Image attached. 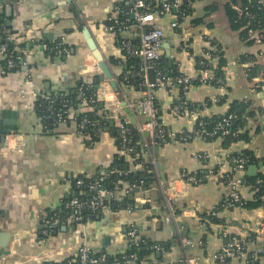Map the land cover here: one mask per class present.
I'll return each mask as SVG.
<instances>
[{"label":"crops","instance_id":"1","mask_svg":"<svg viewBox=\"0 0 264 264\" xmlns=\"http://www.w3.org/2000/svg\"><path fill=\"white\" fill-rule=\"evenodd\" d=\"M227 1L191 0L192 11L179 21L180 28H171L175 12L157 22L166 32L163 55L192 80L185 92L179 86L154 91L162 124L170 135L168 141L158 143L149 132L145 136L147 131H141L147 117L134 105L146 97L145 89L122 81V77L129 81L139 72L122 47L123 40L139 42L138 30L132 26L115 32L107 24L120 17L116 7L123 0H72L73 8L66 0H0L6 27L26 44V50H36L18 71L0 70V114L3 110L17 112V130L8 137L14 135V141L25 144L16 150H0V264H59L74 257L84 243L115 260L129 251V233L133 230L134 241L149 246L151 252L141 262L130 264H187L188 257L196 264H246L248 253L256 250L260 264H264V206L222 208L229 194L224 177L234 173L230 155L251 150L258 158V164H250L238 175L242 181L264 173V93L256 86L264 70L259 67L252 78V71H248L250 66L264 63V43L249 44L231 29L223 9ZM213 5L218 9L208 12ZM8 6L13 8L10 16ZM85 26L111 65L114 81L101 80L98 62L83 34ZM182 27L187 33L184 37ZM57 39L68 46V53L62 49L52 57L47 46ZM213 52L222 56L214 58ZM201 57L210 59L213 67L223 72L221 86L198 83L206 72L199 65ZM84 84L100 86L97 97L109 112L112 127L125 133L133 126L139 136L142 134V151L155 163L158 179L133 192H127L129 182H123L109 210L76 221L66 203L87 192L75 186V178L107 171L115 166L117 154L124 156L127 171L143 168L132 155L119 151L116 138L108 131L100 134L97 142L88 143L76 122L77 114L85 110L83 103L71 110L67 120L50 129L42 124L37 103L56 92L75 94ZM181 98L192 109L176 114L173 108ZM235 100L248 102L249 111H253L246 118L248 141L226 147L222 138L209 140L195 135L200 118L225 115ZM125 102L130 113L125 111ZM180 133L191 137L182 139ZM171 134L176 137L171 138ZM192 174L204 178L197 183L183 179ZM241 194L246 200L254 196L245 185ZM213 210H219L220 223L204 218ZM231 237L248 239L247 255L220 261L218 254ZM183 238L191 239L193 245H185ZM171 240L169 256L158 244Z\"/></svg>","mask_w":264,"mask_h":264},{"label":"trees","instance_id":"2","mask_svg":"<svg viewBox=\"0 0 264 264\" xmlns=\"http://www.w3.org/2000/svg\"><path fill=\"white\" fill-rule=\"evenodd\" d=\"M151 3V6H156L157 0H147ZM190 1L191 0H187ZM124 2V1H123ZM123 2L120 3V5L123 4ZM192 8V7H191ZM188 9V13H191L192 9ZM217 5L210 6L207 8L208 12L217 10ZM223 9L225 12V15L228 19L229 25L232 30L237 31L240 34V37L248 42L249 44H253L256 42L257 39H261L262 43H264V0H229L223 5ZM119 21H122V18L120 17ZM108 26L113 27L115 32H119L118 26L113 22L109 21L107 22ZM13 35H16L14 31H12L10 28H7L4 22V14L1 10L0 12V42H4L7 48V53L9 57H13L17 62V66L14 68L8 69V72H15L22 68L21 63L18 61V56L21 55L22 60H25V57L20 49L26 48V44H22L19 42L14 41L12 38ZM10 36V40H7V37ZM136 43V42H134ZM48 53L53 57L56 56L58 52H60L65 47H68L67 45L63 44L62 39H57L53 42L48 43ZM212 56L215 57H221L220 52H213ZM210 59H207L205 57L198 58L199 65L201 69L204 70H214V76L216 78L215 81H211L209 84L215 85V86H221L222 81L224 83V76L223 72L213 67V64L210 62ZM221 66L224 65L223 60H221ZM203 63V64H201ZM130 64L134 66L135 70L137 72L140 70L141 64L139 62L138 58H130ZM1 67H7V59H2L0 61ZM220 66V67H221ZM223 67V66H222ZM260 67V68H259ZM160 68L163 71L164 75L169 78H175L179 76L181 73L177 68V65L172 62L171 59L167 58L166 56H162L161 62H160ZM261 69L264 70V63L262 66H250L248 68V71H252L250 73V77H254V75L257 73L255 70ZM264 73V71H263ZM262 76V75H261ZM254 79V78H253ZM221 80V83L218 82ZM122 81H126L128 84H135L137 86H140L143 79L140 76H134L133 78L129 77V81L124 77H122ZM198 83L200 81L198 80ZM257 84V83H256ZM141 87V86H140ZM183 85L180 86V89L182 92H185L183 90ZM141 89H145V87H141ZM80 96L82 98H80ZM45 101L39 102L36 104V112L38 117L40 118L42 124L46 126V129H50L53 124L58 123L62 120H67L69 113L73 109H77L78 105L83 103L85 110L84 112H80L77 114L76 122L78 124L79 131L87 138L88 143H94L97 142L100 138L99 130L102 129V131H108L110 132L117 141V145L119 148V151H122L126 145V147H132L133 151L130 153L137 162H140L143 164V168L136 172H130L125 169L127 162L124 158V156L117 154L115 166L109 168L107 170V175L105 176V179L102 183L103 187L109 188L113 190L114 194L121 188L123 182H129L128 184H138L143 185L145 187L151 186L154 182L157 181V174L154 164L151 162V159L148 157H145L144 151H142V147L140 145V136L137 130L133 128V126L127 127L125 133L122 131L121 128L112 127L110 125V122L107 119V115L109 112H106L105 109L101 106V102L97 101V91L95 88V85H87L84 84L80 87V91L76 90L75 94L72 93H65V92H56L52 93L51 95L44 97ZM94 101V102H93ZM180 102H186L188 109H192V105L185 99L181 98L179 100ZM157 106L158 103L156 102ZM159 107V106H158ZM250 105L246 101H239L235 100L231 103L229 111L216 119H207V118H200L197 121L196 124V130H201L202 135L204 138H207L209 140H213L216 138H222L224 141V144L226 147L230 146L231 144L238 142L240 140L248 141L250 137L248 136V133L245 131V124H246V118L248 116L253 115V111H249ZM77 112V111H76ZM261 113H264V109L261 111ZM59 115L61 117H59ZM230 118V125L228 126V134L223 135L221 132H215V129L217 125L222 122L224 119ZM160 122H162L160 120ZM203 122V125H200V123ZM84 126L82 128L81 126ZM162 127L165 129V140H169V135L167 132L166 127L162 125ZM207 133H215L214 135H207ZM164 140L158 139V143H162ZM232 156L243 158L246 160L245 169L250 164H258V158L255 156L254 152L251 150H244L240 153L232 154ZM102 176V173H99L93 177H86V176H80L75 178L74 183L76 186V181L78 179H83L87 182H94L96 180H99V178ZM194 176L198 182L202 181L204 177L202 175H190ZM226 176L224 177V181L226 183ZM243 186H248L251 188V190L254 192V196L250 200H246L243 198L241 205L240 203H232L231 199L226 198V200L223 203L222 208H225L228 204H232L230 207L233 208L234 206H240L247 209H255L258 207L264 206V173H259L257 176L254 177H244V180L242 181ZM83 191H87L86 195L78 196L80 199H87L91 196V192L87 190V188H83ZM106 202L112 204V198H108ZM229 208V206H227ZM219 211V210H218ZM94 211H86L84 213L83 217H87L90 213H93ZM204 218L207 219V221H210L211 223L217 224L221 221L217 217V215L212 214H205ZM233 238V237H231ZM236 238V237H234ZM237 241L240 242V244L244 247V250L247 251V245H248V239H240L236 238ZM173 241H167L159 243L158 246L165 251H170L171 244ZM130 252L135 253L137 256L138 263L141 262L144 258H146L151 250L149 249V246H144L143 243L139 241H132L131 242V250ZM253 252L248 253V264H260V254L257 256H251ZM116 258L120 259L121 254L118 255ZM109 263H112L114 261V258L108 257ZM59 264H67V261Z\"/></svg>","mask_w":264,"mask_h":264},{"label":"built area","instance_id":"3","mask_svg":"<svg viewBox=\"0 0 264 264\" xmlns=\"http://www.w3.org/2000/svg\"><path fill=\"white\" fill-rule=\"evenodd\" d=\"M13 2L14 0H7ZM122 5L116 7V11L120 13L122 21L118 19H110L113 21L119 28V31L127 30L129 27L135 26L138 30L137 39L139 42L137 44L132 43L130 40H123V49L125 55L129 58H138L141 60V67L137 74L140 76L143 81L140 84L141 87H145L146 97L138 100L134 105L140 107L147 117V122L141 131L149 132L152 139L157 142L158 139L165 140V129L162 127V122H160V109L156 104L154 91L160 88L171 89L173 87L183 85V90L185 91L191 85V79L186 74L180 72L181 74L175 78L166 77L163 71L160 68V62L164 54V38L166 36L165 29L157 24L159 18L165 16L168 13L175 12V20L171 22V28H180V20H185L189 17L188 9L191 8V2L187 0H157L156 6H151V3L147 0H123ZM1 12V9H0ZM109 28V27H108ZM181 36H186V30L182 27ZM15 43L19 42V39L15 35L12 36ZM10 40V36L7 37V40ZM256 42L262 43L261 39H257ZM64 53H68L67 49H63ZM25 57V60H22L21 55L18 56V61L21 63V66L25 65L26 58L31 57L33 53L36 54V50H26V48L20 49ZM0 58L7 59V67H1L0 70L3 73H7L8 69L14 68L17 66L18 62L13 58L9 57L7 53V48L4 42H0ZM262 58V57H261ZM203 64V63H201ZM154 70L155 72V81L154 83L149 82L148 71ZM207 72V73H206ZM205 74L202 75L198 80L200 83L209 84L211 81H215L214 70H206ZM218 82L221 83V80ZM257 88L260 92L264 93V73L260 77L259 81H256ZM223 84V81H222ZM97 101H99L97 99ZM94 102V101H93ZM188 110L186 102H180L173 108V112L176 114H184ZM59 117H61L59 115ZM262 119L264 121V113L262 114ZM204 123L201 122L200 125ZM230 125V118L224 119L220 122L215 132H221L223 135L228 134V126ZM84 128V126H81ZM145 127V129H144ZM102 129L99 130V134H102ZM215 134V133H214ZM213 133H207V135H214ZM169 135V134H168ZM172 137H176V134H171ZM195 135L204 137L201 130H196ZM9 136V135H8ZM6 137L5 142L1 145L0 150L4 151L5 149H14L18 147L23 148L22 146L14 141L16 139L13 136ZM16 136V135H15ZM182 139L190 138V134L180 133L179 135ZM170 137V135H169ZM122 150L124 154H130L133 151L132 147H126ZM229 160L234 164V173L226 175V184L229 186L228 197L231 199L232 203H240L243 200L241 194V188L243 183L241 177L238 175L244 171L246 160L243 158L235 157L230 155ZM155 164V163H154ZM156 166V165H155ZM107 175V171L102 172V176L99 180L94 182H87L83 179H78L76 181V187L80 190L87 188L92 194L87 199H80L78 196L69 200L66 203V208L72 212V216L76 221H81L83 219L84 213L86 211H106L110 208V203L106 202L109 198H112L114 195L113 190L103 187L102 183ZM183 179L190 183H197L198 180L194 176H183ZM138 184H128L127 192H133L138 188ZM87 192V191H86ZM228 204L227 206H231ZM241 205V203H240ZM226 206V207H227ZM209 214L218 215V210L210 211ZM169 221L170 218H167ZM136 231H131L129 233V251H126L122 254V257L118 260L115 259L113 263H109L107 254L94 250L91 246L84 243L76 253V255L67 260V264H130L136 263L137 256L135 253L130 252L131 242L135 240ZM183 243L185 245H193L191 239L183 238ZM161 249L160 247H158ZM170 256L171 253L167 251ZM259 250H256L252 253L251 256H257ZM247 255V252L244 250V247L237 241L236 238H232L229 241L224 249L218 254V259L220 261L233 260L239 258L240 256ZM248 257V255H247ZM187 264H196L194 258L188 257L186 260ZM248 264V260H246Z\"/></svg>","mask_w":264,"mask_h":264},{"label":"water","instance_id":"4","mask_svg":"<svg viewBox=\"0 0 264 264\" xmlns=\"http://www.w3.org/2000/svg\"><path fill=\"white\" fill-rule=\"evenodd\" d=\"M66 2L68 4H70V6L73 8L72 6V0H66ZM7 10V15L10 16V14H12V6H8L6 7ZM83 34L84 37L86 39V42L88 44L89 49L92 52V55L95 57V59L98 62V66L101 70V80L109 79L111 81H114V74L112 72L111 69V65L109 64L108 60L105 58L104 54L102 53V51L100 50L97 42L95 41V39L92 37L91 32L89 30L88 27H84L83 29ZM148 76H149V82L150 83H154L155 81V72L154 70H149L148 71ZM113 85L115 86L116 84L114 82H112ZM100 86L97 84L96 88H99ZM103 104H101L102 106ZM125 106V111L130 113V107L127 106V103L125 102L124 105ZM18 114L17 112H13L10 110H3L0 114V148L1 145L5 142L6 137L8 135H10L13 131L17 130V124H16V120H17ZM134 123V121H133ZM145 136H148V132H144L143 133ZM140 136H142V134H140ZM255 166H252L250 169L253 171V173H255ZM125 169L127 170V166L125 167ZM3 247V245H0Z\"/></svg>","mask_w":264,"mask_h":264},{"label":"rangeland","instance_id":"5","mask_svg":"<svg viewBox=\"0 0 264 264\" xmlns=\"http://www.w3.org/2000/svg\"><path fill=\"white\" fill-rule=\"evenodd\" d=\"M17 38V37H16Z\"/></svg>","mask_w":264,"mask_h":264}]
</instances>
